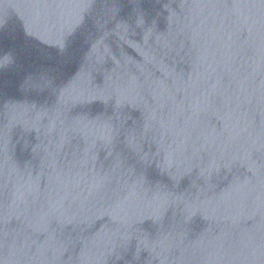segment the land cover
<instances>
[{
	"label": "water",
	"instance_id": "1",
	"mask_svg": "<svg viewBox=\"0 0 264 264\" xmlns=\"http://www.w3.org/2000/svg\"><path fill=\"white\" fill-rule=\"evenodd\" d=\"M0 264H264V0H0Z\"/></svg>",
	"mask_w": 264,
	"mask_h": 264
}]
</instances>
